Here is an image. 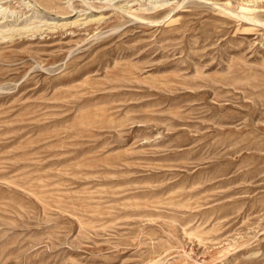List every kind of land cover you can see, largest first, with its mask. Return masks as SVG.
<instances>
[{"label":"rangeland","instance_id":"374dc122","mask_svg":"<svg viewBox=\"0 0 264 264\" xmlns=\"http://www.w3.org/2000/svg\"><path fill=\"white\" fill-rule=\"evenodd\" d=\"M0 264H264V0H0Z\"/></svg>","mask_w":264,"mask_h":264},{"label":"bare ground","instance_id":"6f19581e","mask_svg":"<svg viewBox=\"0 0 264 264\" xmlns=\"http://www.w3.org/2000/svg\"><path fill=\"white\" fill-rule=\"evenodd\" d=\"M45 5V4H44ZM239 15V14H238ZM245 16V18L246 19H248L249 21L251 20L252 21V19H250L249 17L247 18V16L246 15H244ZM252 17V16H251ZM138 20H140V19H138ZM254 22V21H253ZM255 23V22H254ZM256 23H259V22H256ZM262 24V23H261Z\"/></svg>","mask_w":264,"mask_h":264}]
</instances>
